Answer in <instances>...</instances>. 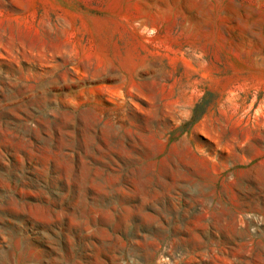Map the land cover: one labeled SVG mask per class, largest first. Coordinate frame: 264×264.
<instances>
[{"label":"rangeland","instance_id":"374dc122","mask_svg":"<svg viewBox=\"0 0 264 264\" xmlns=\"http://www.w3.org/2000/svg\"><path fill=\"white\" fill-rule=\"evenodd\" d=\"M0 264H264V0H0Z\"/></svg>","mask_w":264,"mask_h":264}]
</instances>
